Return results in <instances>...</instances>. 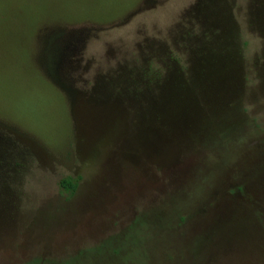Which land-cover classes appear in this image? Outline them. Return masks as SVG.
<instances>
[{
	"label": "rangeland",
	"instance_id": "rangeland-1",
	"mask_svg": "<svg viewBox=\"0 0 264 264\" xmlns=\"http://www.w3.org/2000/svg\"><path fill=\"white\" fill-rule=\"evenodd\" d=\"M0 264H264V0H0Z\"/></svg>",
	"mask_w": 264,
	"mask_h": 264
},
{
	"label": "trees",
	"instance_id": "trees-1",
	"mask_svg": "<svg viewBox=\"0 0 264 264\" xmlns=\"http://www.w3.org/2000/svg\"><path fill=\"white\" fill-rule=\"evenodd\" d=\"M60 186L62 187V189L69 194H73V192L76 190L77 188V181H75L74 179L68 177V178H64L61 183Z\"/></svg>",
	"mask_w": 264,
	"mask_h": 264
}]
</instances>
